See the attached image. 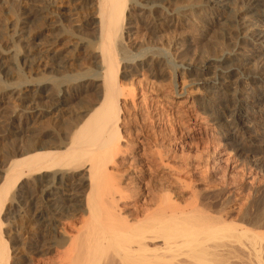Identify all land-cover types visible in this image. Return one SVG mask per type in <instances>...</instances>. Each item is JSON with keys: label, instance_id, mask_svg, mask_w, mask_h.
I'll return each instance as SVG.
<instances>
[{"label": "bare ground", "instance_id": "6f19581e", "mask_svg": "<svg viewBox=\"0 0 264 264\" xmlns=\"http://www.w3.org/2000/svg\"><path fill=\"white\" fill-rule=\"evenodd\" d=\"M142 1L82 0L86 4L91 2L94 7L95 15L87 24L96 31L97 42L92 46L91 42H85L76 35L70 40V48L73 55L81 52L88 59L95 54L94 67L90 65L93 69L85 65L88 67L83 69L85 71L69 72L73 62L71 64L69 57L62 54L55 39L48 43L41 40L30 47L29 43L33 40L28 25L30 18L29 23L23 22L18 30L15 22L9 26L12 39L16 37L11 46L16 49L24 44L25 63H31L36 56H47L57 62L56 68L61 72L53 79L42 77L27 81L21 78L15 87L0 88V96L5 94L7 98H12L18 108L14 116L22 118L19 128L10 133L13 137L24 139L19 156L16 153L7 157L9 160L1 170L0 211L7 197L10 198V205L15 202V197L19 199H15L19 204L24 198L22 195L26 196L29 192L24 189L25 192L14 193L17 182L29 179L35 183L33 188L36 187L39 193L34 199L33 217L41 236L38 242L28 244L27 253L21 260L23 264H264V204L261 203L257 211L250 214L256 202L252 207L243 199L231 200L228 195H218V192L217 195L212 192L214 197L199 194L200 205L193 203L197 201L193 197V204L188 200V204L184 201L185 204L180 205L171 200L176 202L174 204L165 196V199L162 198L165 193L170 195V191L173 192L171 189L168 192L167 186L165 190L161 188L163 194L159 192V197L152 199V203L150 201L151 205L147 206L150 209L145 208L144 211L142 208L144 213L141 215L131 213L127 212L131 208L121 206V203L130 204L135 194L129 193L122 176L109 169L111 164L115 170L125 164H130V168L137 164L132 160L129 162L126 157L115 161L117 155L125 151L120 144L122 107L137 95L135 87L121 83L122 78H128L129 71L135 74L137 70H153L159 76L164 72L166 65H163L172 62L175 68L170 67L177 77L188 72L195 77V86L209 90L203 107L209 111L212 120L217 121L214 125L225 132L222 137L227 139L228 145L239 154L246 150L247 143L253 139V120L264 122V78L263 73L256 71H264V0H241L237 10L231 8L230 1L233 0H204L203 6L216 17H225L226 21L231 17L233 21L229 25L238 32L241 41L251 43L252 47L244 49L238 43L237 48L227 50L220 37V41L204 49L203 53L207 56H202L203 59L199 57L201 60L196 63H187L185 59L188 48H185V37L180 30L190 19L192 23L193 17H200V11L194 12L191 5L188 2L184 4L182 0ZM127 5L135 8L137 20L145 23V33L140 42H134L135 37L132 38L138 33L137 23L129 21L132 15ZM55 11L52 12L55 14ZM218 27H221L220 24ZM167 31L175 33L171 36L175 35L176 39H168V47L159 50L155 45L160 44L161 38H164L160 35ZM209 34L210 31L201 33L202 40L210 39ZM32 48H35L34 51ZM76 56L73 57L76 59ZM10 59L9 55L0 53V71L10 69ZM122 68L125 71L121 72ZM234 74L239 76L238 79L258 81L260 85L256 92L236 94L232 84L228 85V79ZM173 86H176L174 81ZM84 95L85 101L75 106L73 101L79 99L80 102ZM169 156L167 151L157 152L160 164L155 170L161 172L165 169L168 175L175 176L176 182L181 181L186 168L180 166L173 169L165 162ZM83 170L85 178L84 175L80 177L81 174L75 175ZM21 184L19 187L23 188L25 183ZM77 186L87 189L83 201L79 198ZM262 195L264 198V193ZM210 200L216 205H211ZM80 203H83L87 222L69 228L56 226V216L73 213L75 207H82ZM162 203H166L164 208ZM153 205L156 209L151 210ZM58 232L62 233L61 236ZM53 248L57 252L55 257L44 261ZM33 254L39 259L32 263ZM10 259L8 245L0 231V264H8Z\"/></svg>", "mask_w": 264, "mask_h": 264}, {"label": "rangeland", "instance_id": "374dc122", "mask_svg": "<svg viewBox=\"0 0 264 264\" xmlns=\"http://www.w3.org/2000/svg\"><path fill=\"white\" fill-rule=\"evenodd\" d=\"M147 1L148 0H146V2ZM182 1L184 4L188 2L187 4H189V6L191 5L194 12L197 11L199 13L200 11V17H193L192 23L190 19V21L187 22V25L182 28L183 31H181L182 29L180 30L183 38L185 37V48H188L186 49V52L188 53H186L187 57L185 54L187 63H196L199 62V59L201 60V58L203 59V57H206L207 54L203 52H205L207 47H212L216 41H220L221 38L223 39L220 42L224 43L222 45H224L225 48H228L227 50L237 48L236 45L238 43H240L241 47L244 49L252 47L251 43L239 39V36L237 35L238 32L230 26L233 21L231 17L227 19L228 22L230 21L229 23L225 20V17L223 18L224 20L222 17H216L211 13V10L203 6L204 0ZM150 2H152V0H150ZM143 3H145V1ZM164 4H166V2H164ZM241 4V0L230 1L231 8L236 10ZM127 7V10L132 15L129 21H133L135 24L137 23L136 30L138 33L136 34L137 36H133L132 38L135 37L134 42H140L145 33V27L143 29V24L145 23H142L141 20H137L135 8L128 5ZM171 7L173 8L174 6ZM52 11H55V14ZM60 12L64 13L60 14ZM93 15H95V10L92 3L90 2L89 4H86L85 2H82V0H0V53L3 55H9L11 58L8 65L10 69L7 72L0 71V88L5 87L8 89L15 87L17 86L16 83H18L21 78H26L27 81L42 77L53 79L57 73H61L56 68L57 64L55 63L57 62L47 56H36L33 60L31 58L29 59L32 60L31 63H25L24 56L26 55V49L23 46L24 44L20 43L21 46L20 44H17V46L19 45L20 47H17L16 49L11 46V44H14L16 38L14 37L12 39L13 36H11L12 30L9 26L12 23L15 22L17 24L18 27H16V29L18 30L20 26H23V22L28 21L29 23L30 18V24L28 25H30L31 29L29 30L32 32L33 39L31 44L29 43L30 47H34V45L40 43L41 40L44 43H48L55 39L62 54L69 57L68 59H70L71 64L73 62V65H76H72V67H70L71 69H69V72L74 73L76 70L85 71L83 69L90 68L91 66L94 67L93 61L95 60L93 59H95V54L93 55L94 58L92 57L88 59L86 56L82 55L84 53L81 54V52L73 55L74 53L72 54L73 51H71L72 49L70 48V40L73 39L72 36L76 35L81 37L80 39L85 42L86 40L91 42L92 46V43L96 44L97 33L87 24L90 22ZM225 15L227 16L228 14L226 13ZM157 19H160V17ZM219 24L221 26L220 28L218 27ZM201 25L202 27L206 25L203 27L205 29H203ZM216 27L221 29V31H219V29L217 30ZM204 30L210 31V39L202 40L203 37L201 36L203 35H201V33H204ZM73 32L74 35H72ZM171 32L172 31L169 33L168 31L163 32L160 35L164 38H161L160 44L158 42V44L155 45L156 47H159V50H161L160 48L163 50V47H168V42L176 39L175 35L171 36L175 33L171 34ZM224 34L225 36L223 37ZM197 35L198 37H196ZM56 37H58V40ZM212 38L214 40L216 38V40L213 42ZM62 43L67 45L63 46ZM204 43H206V46ZM166 44L168 45L166 46ZM32 49L34 51L35 48ZM73 56H76L77 58L75 59ZM85 58H87L89 65ZM173 65V62L172 64H164V74L162 73V75L159 76L156 75L153 70H150V72L149 70H137L135 71V74H131L132 72L129 71L130 75H128V78H122L121 80V83L124 85H132V87H135L137 92L136 97L133 100L127 101L122 107V123L120 125V136H122V138L120 144L125 151L122 152L123 154L120 153L119 156L117 155L115 158V161H120L122 158L126 157L129 162L132 160L133 162H137V164H135L136 166L134 165V169L129 167L130 164H125L124 166H121V168H118V170H115L112 164V167H109L111 172H116L118 176H122V182H124L129 193L132 195L135 194V198L137 196L136 199L132 198L130 204L121 203V206L123 204L124 207L128 206L131 208V211L129 210L127 212H137L141 215V213H144L145 208L150 209V207L147 206L151 205L155 197H159V195H157L160 194L159 192L162 194L164 193L161 188L165 190L168 186V192L170 191L169 189L173 192L170 191V195H166L167 193H165L162 198L165 199V196L166 199H170V202H174V204L176 203L175 201L180 205L181 203L182 205L185 203L188 204V200L190 201L189 203H192L191 199L193 197L194 200H197L193 201V203L197 202L196 205H200V203H202L199 198L200 195L206 194L214 197V194L217 195L218 192V195H228L229 198L231 197V200L235 199V201H239L240 199H243L245 203H250L251 205H254L256 202L254 207L252 205L254 209L251 207L250 214L255 213L260 207V204H264V198H262V194L264 193V122L257 121V119L253 120V126L251 129V132L253 131V134L251 133L253 135L252 143H247L249 148L247 147L242 154L237 153L228 145L229 142L227 139L222 137L225 132L221 127L214 125L217 121L212 120L211 116H209V111L203 107V105H206L205 98L208 97L209 94L207 92L209 90H206V87L203 86H195V77L188 72L177 77V73L172 70V68H175V65ZM123 71L125 70L122 68L121 72ZM256 71L263 73L262 77L264 78V71L261 72V70L259 71L258 69H256ZM175 75L176 77H174ZM232 78L233 82H231ZM238 78L239 76L234 74V76L228 79V85L231 86L232 84L231 87L236 91V94H249L251 91L256 92L258 84L260 85L258 81H247ZM173 81L176 82V86H173ZM23 86L24 85H20V87ZM7 89L6 91H8ZM233 89L230 92H232ZM139 91L142 92L140 93ZM84 97L85 95L82 96L84 100L81 99L82 101L80 100V102L79 99L78 101L75 99L73 101L75 103L73 104L75 106L77 104L80 105L85 101ZM11 99L12 98H7L5 94H1L0 96V178L3 177V175H1L3 174L1 173V170H4V167L6 166L5 163L9 160V156H13L16 153L19 156L24 146L23 138L21 139V137L18 138L16 136L13 137L14 135L10 133L11 130L19 128V125L22 123V118H19L18 115L17 117L14 116L15 113H17L18 108L13 104L14 102H12L13 100ZM162 150L169 153L170 158L165 162H168L173 169H179L180 166L186 168L187 171L184 170V173L185 171L187 173H183L180 177L183 180V183L182 180H179L183 185L179 181L176 182L175 176H170V173L168 175V172L165 169L161 172L155 170L157 164H160L157 159V152ZM139 160H141V162H139ZM138 163L145 165L139 166L140 164ZM84 174L85 171L83 170L75 175H80L81 177ZM85 175L83 178H85ZM168 176L169 178H167ZM31 182L33 181L29 179L27 181L23 180V182H17L14 187L17 189L13 190L14 193L17 192L20 194V192H25V190H27L26 192H29L26 196L24 194L22 195L24 198L20 199L19 204H17L18 201H16L18 198L16 199L15 197L16 200L14 199V201L16 203L11 200L13 203L11 202L12 204L10 205L8 203L10 198L7 197L5 201H3L4 205L0 211V231L3 240L8 245V256L11 258L8 264H23L21 259L22 256H25L27 253L26 248L28 244L31 242H38L39 237L41 236L33 217V207L35 205L34 199L38 198L39 193L36 187L33 188L35 183ZM21 183H25L23 188L19 187L22 185ZM178 184H181L182 186H179ZM76 189H78L77 193H80V200L83 201L87 192L86 187L77 186ZM262 190L263 193H261ZM212 192H214V194ZM196 194H198V196H195ZM169 196H171V198H169ZM258 200H262L263 202H259ZM184 201L187 202L183 203ZM209 203L213 206L216 205L211 200ZM162 204L163 206L161 207L164 208L166 203ZM81 205L82 207H75L77 209L75 211L74 208L73 213L71 212L59 215L58 217L56 216V220H54L56 226L60 228L62 226H67L69 228L72 225L80 226L87 222V215L85 214V210L82 209L83 203H80V206ZM137 207L141 209L139 210ZM142 208L144 211H142ZM81 209L83 212L80 211ZM154 209H156V207L154 208V205L151 206V210ZM57 234L58 236H61L62 233L58 232ZM56 254V248H53L46 255L44 261L52 260ZM31 259L33 263V261L39 258L37 255L35 256L33 254Z\"/></svg>", "mask_w": 264, "mask_h": 264}]
</instances>
